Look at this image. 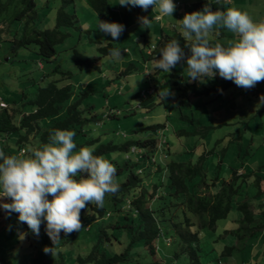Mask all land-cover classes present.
I'll list each match as a JSON object with an SVG mask.
<instances>
[{
  "label": "rangeland",
  "instance_id": "374dc122",
  "mask_svg": "<svg viewBox=\"0 0 264 264\" xmlns=\"http://www.w3.org/2000/svg\"><path fill=\"white\" fill-rule=\"evenodd\" d=\"M34 1L38 6L36 31L55 29L58 12L61 9L76 15L79 22L74 26L61 27L63 33L68 36L56 46L58 54L52 61L44 60L36 45L13 50L12 44L8 42L13 34L0 33V98L11 108L21 106L34 99L40 86L66 76L63 73H70V78L60 84H71L75 97L81 98V110L84 114L95 115L102 121V126L98 128L93 123L87 125L85 134L74 139L78 146L77 151L88 146H94L95 150L102 144L110 143L120 147L152 139L157 141L161 137L159 133L161 130L169 144L167 158L162 160L160 153L155 151L153 155L157 163L149 164V167L151 169L154 166L160 167L161 170L151 173L147 166L145 173L142 174L144 187L148 193H153L155 186L158 195L163 196V199L156 202L154 207L156 210L160 203L167 206L171 202L175 204L179 201L178 195L170 188L171 181L167 172L172 161L201 164L203 172L187 182L189 189L195 193L201 192L203 187H215L216 184L218 187L214 189L219 192L222 184L231 180L232 174L242 168L247 175L237 181L239 186L242 185V190L234 198L233 208L228 217L218 221L216 230H200L201 260L204 264H246L252 260L256 262L255 264H262L260 257L252 255L254 252L252 241L256 242L262 237L240 243L236 231L243 218L238 205L243 202L250 204L254 214H257V222L261 221L264 224V221L259 219L260 214H264V208L261 206L264 203V101H261V96H264V81L248 90L228 81L232 87L224 91L223 97H218L221 100H217V93H213L191 99L193 101L190 102L180 94V91L177 92L174 85L176 79L173 74L188 75L184 64L180 62L171 71L164 72L155 69L152 64L155 58L161 57L152 58L146 54L152 45L158 44L162 31L167 34L168 31H174L177 26V30L181 32L177 22L179 18L182 19L180 13L183 17L185 12L192 13L188 11L190 2L201 0H177L182 6L179 7L177 2L175 3L176 10L173 16L164 17L163 22L153 21L146 27L141 26L138 18L146 16L151 19L157 15L158 13L153 12L151 7L145 12L139 7H122L119 0H110L113 12L107 19H103L88 6L87 0ZM232 2L222 3L225 10L234 7L247 12L255 22L264 20V0ZM114 7L119 10L118 13L114 12ZM180 9L182 12H178ZM178 13L176 20L175 16ZM98 20L122 24L125 30L118 40H113L110 35L99 30ZM235 38L232 32L222 28L214 29L209 36L212 45L215 40L224 46ZM110 43L115 49L123 52L122 58L114 60L109 55L102 57L98 64L100 70L78 68L73 59L75 49L91 58L101 57L98 48L106 47ZM201 81L202 85L208 81V86L213 85L211 78ZM153 88L156 92L152 94ZM161 90H169L172 95L162 101L158 97ZM146 101L148 104L145 105ZM150 104L154 106L150 108ZM29 107L27 105L24 110H28ZM106 116L108 118H105ZM155 126L162 127L154 131L151 127ZM146 145L148 142L140 146L145 148ZM23 148L27 154L34 147L27 145ZM20 152L12 151L13 155ZM128 154L129 150L118 149L103 156L115 167L123 168L117 178L121 182L132 170L136 172L138 168H143L142 163L135 166L132 159L128 161L126 159ZM132 158H135V155H132ZM106 200L105 206L108 211H114L112 203L109 204ZM8 201L7 198H0V204ZM150 203L151 201L149 205ZM183 209L167 208L164 212L157 211L156 217L163 235L156 242L158 253L153 256L154 263L189 264L186 254L179 255L176 260L173 258L177 251L178 235L170 226L171 215L175 223L183 221ZM189 215L196 224L192 227L196 232L199 229L198 218L193 214ZM110 222L112 220L106 218L100 225ZM92 225L91 233L84 231L72 242L66 243L60 238L55 246L56 254L53 256L51 253L43 252L46 246L54 247L46 234V226L41 225L40 236L36 237L17 217L8 215L0 207V264H74V260L80 254L87 253L88 244L98 240L99 225L95 223ZM109 230L117 237L123 232L122 238L127 241L125 231ZM21 235L24 236L23 240L20 239ZM103 240L106 242L105 238ZM126 241L122 240L123 245L115 241L114 246L109 248L121 253L123 247L128 245ZM105 244L101 246L105 248ZM228 247L233 248L231 255L227 253ZM134 248L137 250V256L139 255V262H151L148 249L142 248L141 243H136Z\"/></svg>",
  "mask_w": 264,
  "mask_h": 264
},
{
  "label": "trees",
  "instance_id": "16d2710c",
  "mask_svg": "<svg viewBox=\"0 0 264 264\" xmlns=\"http://www.w3.org/2000/svg\"><path fill=\"white\" fill-rule=\"evenodd\" d=\"M71 1L73 2V0H69V2ZM87 3L103 19H107L113 12V6L110 0H87ZM206 4H210L213 11L225 10L221 2L201 0L193 4L188 11H202ZM37 10L38 6L34 0H0V33L13 34L12 39L8 41L12 44L13 50L36 45L39 49L40 56L44 60L52 61L58 54L56 46L68 36L63 33L61 27L74 26L79 21L76 19V15H72L61 9L58 12L57 26L55 29L36 31ZM14 27L16 28L14 29ZM176 27L173 34L164 35L156 46L152 45L147 50L146 54L152 58L161 57L159 53L160 49L169 41L173 39L178 40L185 51V59L181 63L187 68L186 59L191 53L190 49L185 47V45L190 44L191 41L185 40L182 33ZM213 43L215 44L217 41L214 40ZM113 48L114 46L111 43L106 47H99L98 52L102 56L95 58L88 57L75 49L73 59L80 70L87 68L100 70L98 65L99 60L109 55V49ZM149 50L152 51V56L148 54ZM63 75L66 76L51 81L45 86H40L34 99H31L29 102L23 103L18 107H9V109L1 108L0 151H3L6 155H13V150L23 151V147L27 145L33 146L34 148L42 147L49 142V135L57 129L74 131L76 133L75 139L85 134V127L87 125L99 121V118L95 115L88 116L84 114L81 110V98L75 97L74 88L71 84H60V82H65L70 78V73H63ZM173 77L176 79L174 85L177 92L179 93L180 91V94L182 96L184 95L185 98L189 95L193 96V98H198L209 94L212 90H222L221 92H223L232 87V84L225 79L218 82L220 86L216 87V89L206 87V85L198 86L196 82L189 81V76L187 75L184 76V80L190 83L184 88L178 89L179 76L174 75ZM181 77L183 76L181 75ZM177 92L176 94H178ZM187 100L190 101L191 99L187 98ZM144 104L146 105L148 102L146 101ZM27 105L30 107L25 111L24 107ZM153 106V104L149 105L150 108ZM161 127L155 126L151 128L155 131ZM147 142L148 145H153L155 140L152 139L137 144L130 143L120 147L112 143L107 145L102 144L98 149L94 150L93 154L104 156L112 150L122 149L127 151L134 145L140 146ZM116 169L117 174L115 180L119 185V191L115 195L106 194L105 196L107 203H112L114 211H108L105 206V201L103 209H99L95 205H90L89 210H87V206L81 212L83 227L80 231L73 232V237L71 234L66 235L63 232L60 234L62 241L66 243L72 242L84 231L91 233L93 223L99 225V231H97L98 240L93 241V244L89 243L86 247L87 253L80 254L73 263L156 264L153 261V256L158 253L156 242L163 235L156 213L157 211L164 212L167 208L171 210L173 208L183 207V221L180 220L178 223H175L173 215H171L172 220H170V226L175 229L178 235L177 251L174 253L173 258L176 260L179 255L186 254L189 264H204L201 260L202 247L200 230H216L218 221L227 218L230 214L233 208L234 198L242 190V185L239 186L237 183L241 176H235L238 174L237 171L233 173L229 182L222 184V188L217 194L206 195L191 191L187 184V182L193 180L203 172L201 164L176 163L172 161L168 165L167 172L169 173L168 175L171 181L170 188L178 195L179 201L175 204L171 202L167 206H164V203H160V206L156 210L154 209L156 202L163 199V196L157 195V188L154 186L153 193L149 194L144 187L142 175H138L135 170H132L122 182L118 181L117 178L123 171V168L116 166ZM49 199L51 200L52 197L50 196ZM150 201L151 203L149 205ZM11 202L9 199L8 203ZM238 208L242 211L243 218L241 219L240 227L236 231V236L239 242L243 243L246 240L248 241L254 238L258 232L262 231L264 224L261 221L257 222V214H254L249 203H240ZM189 214H193L198 218L199 229L196 232L192 230V227L196 226V224L192 222ZM10 216L18 218L19 214L12 213ZM263 216L264 214L260 217ZM260 217L259 219H261ZM106 218H109L112 222L100 225V222ZM21 224L27 230H30L26 223ZM42 225L46 226V223H42ZM109 229L125 231L127 233V241L122 238L123 232L120 234V237H117ZM103 238H105L106 242H104ZM114 240L120 245H123L122 240H125L128 245L125 248L123 247L121 253H117L115 250L109 248V246H114ZM105 243H109V245ZM136 243H141L142 248L148 249L152 258L150 263L139 262V255L137 256V250L134 248ZM101 244H105V248ZM227 250L228 255H231L233 248L228 247Z\"/></svg>",
  "mask_w": 264,
  "mask_h": 264
},
{
  "label": "clouds",
  "instance_id": "9594fccd",
  "mask_svg": "<svg viewBox=\"0 0 264 264\" xmlns=\"http://www.w3.org/2000/svg\"><path fill=\"white\" fill-rule=\"evenodd\" d=\"M119 5L139 7L145 12L151 7L153 12L158 13L151 19L139 17L142 27L173 16L176 10L173 0H119ZM177 22L182 36L191 41L185 45L191 53L186 59L189 81L214 78L218 73L221 78L245 90L264 81V20L255 22L247 12L234 7L213 11L211 5L206 4L202 11L186 13ZM97 27L113 40H118L125 30L122 24L101 20H98ZM216 28L227 29L236 39L230 40L227 46L219 42L213 46L209 36ZM159 53L161 58H155L152 64L155 69L164 72L171 71L185 59L184 48L175 39L162 47ZM148 54L152 56L151 50ZM122 56L120 49H109L110 58L115 60ZM151 92L155 93L156 89ZM169 95H172L169 90L158 93L162 101ZM261 101H264V96H261ZM0 107L9 109L10 106L0 98ZM96 123L94 126L98 128ZM75 135L74 131L57 129L49 135L48 143L30 149L27 154L25 150L16 155L0 151V198L12 201L0 204V207L9 215L18 213L19 222L26 223L36 237L40 236L41 225L46 221L45 231L54 247L46 246L43 252L53 256L61 232L67 235L79 232L83 227L82 210L88 205L103 209L106 194L115 195L119 191L115 165L102 155H94V146L77 151ZM155 143L145 146L150 165H153L150 160L154 156ZM152 169L153 172L161 170L155 166ZM144 170L137 169L136 173L142 175ZM20 239L23 240L24 236L21 235Z\"/></svg>",
  "mask_w": 264,
  "mask_h": 264
},
{
  "label": "crops",
  "instance_id": "0c3cea01",
  "mask_svg": "<svg viewBox=\"0 0 264 264\" xmlns=\"http://www.w3.org/2000/svg\"><path fill=\"white\" fill-rule=\"evenodd\" d=\"M233 0H224V2H221V3H233L232 2ZM173 2L174 3H176L177 4V6H182L181 5V3L180 2H178L177 0H173ZM213 2H219V1H213ZM195 3H198V2H190V7L193 5V4H195ZM88 6H89V4H88ZM189 7V8H190ZM114 9H116L115 7H114ZM117 10V9H116ZM182 9H180V11H178V12H182L181 11ZM115 13H118V12H115ZM187 12H185V14H186ZM180 15H181V18H183V16H182V14L180 13ZM178 16H179V13L178 14H176V16H175V18H176V20L178 19ZM180 19V18H179ZM178 19V20H179ZM163 20H164V18L162 19V20H160V21H157V22H163ZM173 32L174 31H168V33L167 34H165L163 31H162V35L160 36V39L162 38V37H164V35H171V34H173ZM222 34H223V32H222ZM224 36H226L225 34H224ZM159 39V40H160ZM236 39V38H235ZM211 41V40H210ZM214 45V44H213ZM174 75H176V74H173V76ZM207 79V78H206ZM212 79V86H208L209 84V81L205 84L206 85V87H210V88H213V89H216V87H218V86H220L219 85V81H222V80H224L223 78H221L220 76H219V74L217 73L216 75H215V77L214 78H211ZM209 80V79H208ZM193 82H196L197 83V85L198 86H203L202 85V81H193ZM179 84H178V89L179 88H184L187 84H189L190 82H188V81H186V80H184V76L183 77H181V76H179V82H178ZM213 93H217L216 94V96H217V100H221L220 98H218V97H223V93H224V91L223 92H221L220 90H212L209 94H207V96L208 95H210V94H213ZM204 96H206V95H204ZM192 97V98H191ZM203 97V96H202ZM187 98H189V99H196V98H193V96H191V95H189V96H187ZM193 100H190V102H192ZM165 159V158H164ZM142 167L145 169L147 166L149 167V161L147 160V162H146V160L144 159L142 162ZM137 165H140V164H137ZM137 165H135V166H137ZM138 169H141V167L140 168H138ZM149 169L151 170V173H153V169H151V167H149ZM156 169V168H155ZM241 170H237V175H235V176H237V177H240V178H242V177H245L246 175H247V173H245V171L242 169V168H240ZM243 170V171H242ZM159 172V171H158ZM144 173H145V170H144ZM232 176H233V174H232ZM230 180H228L227 182H229ZM216 187H218V184H216V186L214 187H210V186H206V187H203L202 188V190H201V192H199V193H202V194H206V195H214V194H216L217 192H218V190H216V189H214V188H216ZM262 207L264 206V203L261 205ZM264 208V207H263ZM263 213H264V211H263ZM260 216H262V214H260ZM261 218V220L262 221H264V216L263 217H260ZM192 220V219H191ZM262 223V222H261ZM263 224V223H262ZM264 230V229H263ZM262 230V232L260 231V232H258V234L254 237V238H260V237H262V238H260V240L259 239H257L256 240V242L255 241H252V240H250V241H252V243L254 244V252L252 253V255H253V257H255V255H257V257H260V262H262V264H264V231ZM261 258L263 259V260H261ZM254 259H256V258H254ZM255 264L256 262H253V260L251 261V262H247L246 264ZM258 264H260V263H258Z\"/></svg>",
  "mask_w": 264,
  "mask_h": 264
},
{
  "label": "built area",
  "instance_id": "2783aa9c",
  "mask_svg": "<svg viewBox=\"0 0 264 264\" xmlns=\"http://www.w3.org/2000/svg\"><path fill=\"white\" fill-rule=\"evenodd\" d=\"M2 106L6 107L5 104H2ZM105 118H108V116H106ZM101 125H102V122H97L96 123L97 127H99ZM159 133L161 134V137H160L159 140L156 141L154 149H155V151L160 153L161 159L163 160L167 156L168 142H167L165 136L163 135V132H159ZM132 155H135V158H132ZM147 155H148V149L147 148L134 146V147H132L130 149V154L126 155V159L128 161H131V159H132V162H134L136 164H139L145 158H147V160L149 161ZM147 160H146V162H147ZM150 162L153 165H155L157 163V160H156L155 156H153V158L150 160ZM141 172H142V170L139 171V173H141Z\"/></svg>",
  "mask_w": 264,
  "mask_h": 264
}]
</instances>
